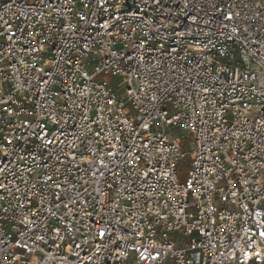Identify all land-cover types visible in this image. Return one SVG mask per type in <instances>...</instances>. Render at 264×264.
I'll list each match as a JSON object with an SVG mask.
<instances>
[{"label":"built area","instance_id":"built-area-1","mask_svg":"<svg viewBox=\"0 0 264 264\" xmlns=\"http://www.w3.org/2000/svg\"><path fill=\"white\" fill-rule=\"evenodd\" d=\"M0 264H264V0H0Z\"/></svg>","mask_w":264,"mask_h":264},{"label":"rangeland","instance_id":"rangeland-1","mask_svg":"<svg viewBox=\"0 0 264 264\" xmlns=\"http://www.w3.org/2000/svg\"><path fill=\"white\" fill-rule=\"evenodd\" d=\"M113 80H114V84L116 85V87L119 88L120 92H122L124 90V87H125L124 84L126 83V79L123 77H116ZM177 134L179 136H181L182 138H185V139L189 138V134L185 131L177 130ZM187 163H188V161H184L181 164L182 170L186 169Z\"/></svg>","mask_w":264,"mask_h":264}]
</instances>
